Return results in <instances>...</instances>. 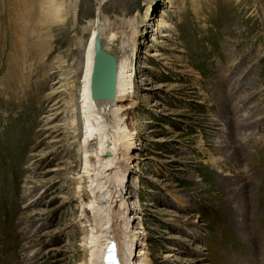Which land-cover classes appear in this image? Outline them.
<instances>
[{
	"label": "rangeland",
	"instance_id": "374dc122",
	"mask_svg": "<svg viewBox=\"0 0 264 264\" xmlns=\"http://www.w3.org/2000/svg\"><path fill=\"white\" fill-rule=\"evenodd\" d=\"M58 1L59 15L45 0L12 8L15 50L0 23V264L80 261L83 128L71 103L97 12L115 32L109 53L129 55L132 200L150 263L264 264L247 244L264 235V0Z\"/></svg>",
	"mask_w": 264,
	"mask_h": 264
},
{
	"label": "bare ground",
	"instance_id": "6f19581e",
	"mask_svg": "<svg viewBox=\"0 0 264 264\" xmlns=\"http://www.w3.org/2000/svg\"><path fill=\"white\" fill-rule=\"evenodd\" d=\"M45 1L51 12L60 14L61 1ZM24 3L25 0H0V23L6 24L5 33L8 35L6 45L14 50L17 45L13 47V43L18 36L12 37L11 34L13 31L19 34L20 22L12 23L11 10L19 9ZM82 31L84 36L78 42L79 58L75 70L77 90L71 103L73 108L70 120L71 126L76 120H80L83 128L80 145L84 149V165L82 174L78 176L80 184L77 185V198L81 203L78 223L84 234L79 244L82 249L78 264H105L106 251L113 240L116 242L121 264H151L147 258L148 234L142 224L143 207L140 199L132 200L133 191L138 186L136 171L139 169L135 168L138 166V157L134 153V141L138 138L134 135H138V131L133 123L128 122V96L131 92L129 55L116 57L115 97L94 100L90 91L94 39L99 35L102 48L109 52L106 45L114 41L115 32H111L110 26L102 22L98 12L86 21ZM61 152L62 149L57 150V154ZM43 196L32 199L28 204H46ZM27 198L28 196L26 200ZM47 213L49 212L42 211L39 214L51 223L54 222V215ZM31 218L34 219L33 216ZM42 227L40 225L38 228ZM73 236L71 233L70 237ZM249 238V250L259 246L258 251L264 256V235L260 233L257 237Z\"/></svg>",
	"mask_w": 264,
	"mask_h": 264
},
{
	"label": "water",
	"instance_id": "95a60500",
	"mask_svg": "<svg viewBox=\"0 0 264 264\" xmlns=\"http://www.w3.org/2000/svg\"><path fill=\"white\" fill-rule=\"evenodd\" d=\"M94 49L95 54L90 79L91 96L94 100L113 99L116 95L117 82L116 58L102 48L99 35L95 36Z\"/></svg>",
	"mask_w": 264,
	"mask_h": 264
}]
</instances>
